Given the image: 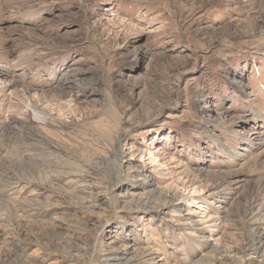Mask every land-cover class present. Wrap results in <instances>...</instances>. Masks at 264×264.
<instances>
[{"label":"rangeland","instance_id":"rangeland-1","mask_svg":"<svg viewBox=\"0 0 264 264\" xmlns=\"http://www.w3.org/2000/svg\"><path fill=\"white\" fill-rule=\"evenodd\" d=\"M109 245L264 264V0H0V264Z\"/></svg>","mask_w":264,"mask_h":264},{"label":"bare ground","instance_id":"bare-ground-1","mask_svg":"<svg viewBox=\"0 0 264 264\" xmlns=\"http://www.w3.org/2000/svg\"><path fill=\"white\" fill-rule=\"evenodd\" d=\"M160 26H156L155 28L158 29ZM154 28V29H155ZM258 88V87H257ZM260 88V87H259ZM9 94V93H8ZM11 94V93H10ZM4 97V96H3ZM14 97V96H13ZM11 98V97H10ZM20 100V99H19ZM38 108V107H37ZM37 108L35 107H32V110L34 112V117L36 119H40V120H44V114L38 110ZM254 133H249L247 134V136H252ZM154 137H155V134H154ZM254 139V138H252ZM153 153V152H152ZM157 153V152H156ZM156 153H153L152 156H153V159L155 160V158L157 157L158 154ZM119 155L122 157V160L124 158H126V156H124V152H123V148L119 151ZM237 155V154H236ZM163 164V162L161 163V165ZM192 184V182H191ZM190 185V184H189ZM192 186V187H191ZM188 187V186H187ZM190 188L193 189V192L194 191H198L197 189H199V187H197L195 184L193 185H190L189 186ZM204 189V188H203ZM191 191V190H190ZM141 260V259H140ZM100 261L101 262H104L106 264V262L108 264H140L139 262V259L137 258H132V257H127L125 256L124 253H121V252H118L117 250H113L111 248V246L109 245L107 247V249H104L101 253V256H100Z\"/></svg>","mask_w":264,"mask_h":264}]
</instances>
